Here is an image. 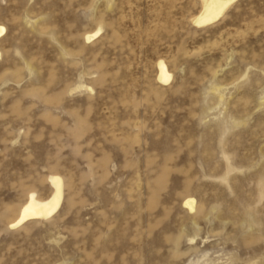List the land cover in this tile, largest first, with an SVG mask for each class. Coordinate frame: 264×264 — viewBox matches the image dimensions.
Wrapping results in <instances>:
<instances>
[{
    "label": "rangeland",
    "instance_id": "rangeland-1",
    "mask_svg": "<svg viewBox=\"0 0 264 264\" xmlns=\"http://www.w3.org/2000/svg\"><path fill=\"white\" fill-rule=\"evenodd\" d=\"M201 10L0 0V264H264V0Z\"/></svg>",
    "mask_w": 264,
    "mask_h": 264
},
{
    "label": "bare ground",
    "instance_id": "bare-ground-1",
    "mask_svg": "<svg viewBox=\"0 0 264 264\" xmlns=\"http://www.w3.org/2000/svg\"><path fill=\"white\" fill-rule=\"evenodd\" d=\"M202 10L197 17L194 18V22L200 26L209 25L219 20L229 8L237 0H201ZM193 19V18H192ZM194 23V24H195ZM3 29L0 32V38L5 33V27L0 25ZM101 31V27L96 31L88 34L87 39L97 36ZM1 53V51H0ZM159 80L162 82H168L171 79V74L168 72L167 67L163 61L159 62ZM49 184L51 187V193L46 198H41L36 192H31L21 206L19 216L12 223V226H19L28 220L37 219L45 220L53 216L60 208L63 199V180L58 175L49 176ZM190 210H193L195 200L194 198H187L184 202Z\"/></svg>",
    "mask_w": 264,
    "mask_h": 264
},
{
    "label": "snow or ice",
    "instance_id": "snow-or-ice-1",
    "mask_svg": "<svg viewBox=\"0 0 264 264\" xmlns=\"http://www.w3.org/2000/svg\"><path fill=\"white\" fill-rule=\"evenodd\" d=\"M229 2H230V0H229ZM3 31V29L2 28H0V32H2Z\"/></svg>",
    "mask_w": 264,
    "mask_h": 264
}]
</instances>
